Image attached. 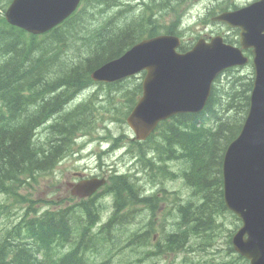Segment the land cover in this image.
Wrapping results in <instances>:
<instances>
[{
	"label": "trees",
	"instance_id": "16d2710c",
	"mask_svg": "<svg viewBox=\"0 0 264 264\" xmlns=\"http://www.w3.org/2000/svg\"><path fill=\"white\" fill-rule=\"evenodd\" d=\"M6 1L0 0V6ZM143 1L135 12L133 5L121 0H89L94 7L103 2L108 4L109 19L93 30L89 27L88 34L83 35L86 27L80 10L62 27L45 35L44 45L37 41L38 36H28L8 24L0 11V191L17 193L26 177L43 174L55 164L64 139L71 137L81 122L86 124L79 129L90 126L86 112L81 110L86 105L80 107L77 103L73 110L63 112L60 109L64 103L70 99L76 102L92 82L90 74L94 69L119 57L143 37L164 28L176 33L175 22L165 24L166 17L177 18L179 7L189 0ZM238 81L241 87L226 91V97L215 88L203 113H182L161 126L160 134L166 136L167 147H177L181 152V172L187 182L199 187L202 194V202H197L193 210L188 205L184 207L183 216H189V221L179 226L180 236L168 239L172 248L176 243L181 247L190 237L209 232L215 225V217L226 208L223 156L241 130L254 82L252 77L245 76ZM132 105L129 101L128 109ZM212 117L217 123L214 128H208L205 122ZM38 128L44 131L43 140L34 139ZM87 207H81L80 212L89 218ZM28 216L29 213L16 229L20 244L5 234L0 238V264H65L62 258L56 260L52 252L55 245L62 246L73 232L78 235L81 232L80 241L93 238L94 224L85 222L83 217L78 218L82 222L72 232V224L67 225L61 211L46 210L41 216ZM96 236L102 237L99 233ZM25 239H31V243H24ZM41 251L44 259L36 256Z\"/></svg>",
	"mask_w": 264,
	"mask_h": 264
},
{
	"label": "water",
	"instance_id": "95a60500",
	"mask_svg": "<svg viewBox=\"0 0 264 264\" xmlns=\"http://www.w3.org/2000/svg\"><path fill=\"white\" fill-rule=\"evenodd\" d=\"M79 0H15L7 16L34 32L46 31L77 7ZM242 29V45L253 47L256 77L251 109L241 134L224 160L225 200L244 221L234 237L238 251L252 264H264V0L218 17ZM180 41L160 35L145 39L96 72L97 80H114L146 69L144 96L129 123L140 138L158 121L175 113L201 110L216 76L226 67L247 61L241 49L221 37L200 40L192 51H176ZM150 124V125H148ZM247 236V237H246Z\"/></svg>",
	"mask_w": 264,
	"mask_h": 264
},
{
	"label": "rangeland",
	"instance_id": "374dc122",
	"mask_svg": "<svg viewBox=\"0 0 264 264\" xmlns=\"http://www.w3.org/2000/svg\"><path fill=\"white\" fill-rule=\"evenodd\" d=\"M124 1H133V3H138V4H142L144 1L143 0H124ZM137 1V2H136ZM215 0H206V1H197L195 3V5L193 7H191V10L189 12V14L187 15V22L191 24V33H190V36L192 35H198L199 33H202V34H206V33H209V34H212V31H215V30H220L221 32L220 33H223L224 35H230V36H235V33L233 30L229 29L227 26L223 25V24H219V23H214L211 21V18L212 16H208V10H209V7L213 6V2ZM238 5H241L242 1H247V0H234ZM95 3V2H94ZM106 3L103 2L101 4V6H104ZM185 4V3H184ZM184 4H182L180 7H183ZM99 6H95L92 8L91 12H92V15H91V12L84 18V21H85V26H86V29L83 31V35H87L88 32L87 30L89 29V26H90V22L93 20V18L96 16L94 14V12H97ZM133 11L137 12L138 9H134ZM217 12H219V9H217ZM91 15V17H90ZM96 18V17H95ZM93 26V25H91ZM189 33V32H188ZM213 35V34H212ZM250 67L248 68H245L241 71L243 72H247V73H250V70L249 69ZM249 70V71H247ZM29 80H34V79H29ZM137 81H142V76H138L136 78V82ZM93 83H89L87 86L86 89L82 90L83 92L89 90V89H92L94 87H97L96 88V91L98 92V94H101L105 87H106V84H101L99 85L98 83L94 82L92 80ZM122 83V82H121ZM120 84V83H118ZM93 90V89H92ZM87 107V106H86ZM87 110V108H86ZM125 128H128L127 125H125ZM181 161V159H180ZM181 167V163L178 162V167ZM183 166V165H182ZM47 176H42L39 178V185H38V188H37V191L35 192L34 196L35 197H39V196H43V197H46V193H47ZM35 185H37L36 182H34ZM171 188H181L184 192L186 191V189L184 188V184H183V181H182V184H176V185H172ZM2 192H0L1 194ZM4 201V197L3 196H0V202H3ZM225 223H226V226L227 227H231L232 229H236V223H238L239 221L235 220V218H232L230 214L227 215V217L224 219ZM0 227H1V224H0ZM228 231H224V233H226ZM227 239V237H225L221 242H225ZM222 248V247H221ZM131 251V250H129ZM132 252V251H131ZM126 254H130L128 251H124L123 254H119L117 255V259L120 261V262H124L125 260H133V259H136V258H139V256L142 254V252L138 253V254H133L131 255V257H129L128 255ZM163 263L166 264L167 262H165L163 260Z\"/></svg>",
	"mask_w": 264,
	"mask_h": 264
},
{
	"label": "bare ground",
	"instance_id": "6f19581e",
	"mask_svg": "<svg viewBox=\"0 0 264 264\" xmlns=\"http://www.w3.org/2000/svg\"><path fill=\"white\" fill-rule=\"evenodd\" d=\"M57 24H58V23H56L55 25L57 26ZM55 25H54V26H55ZM54 26L51 27L49 30L53 31V30L55 29ZM56 28H57V27H56ZM125 52H126V51H125ZM125 52H124V53H125ZM124 53H123V54H124ZM120 56H121V55H120ZM120 56H119V57H116V58H114V59H111V60H109V61H107V62H105V63L102 64L100 67L94 69V70L91 72V74H93L94 72H96L97 70H99L100 68H102L103 66H105L106 64H108V63H110V62H112V61H114V60H117L118 58H120ZM130 75H131V74H130ZM130 75H127V76H124V77H121V78H117V79H114V80H110V81H113V82H115V83H121V82H123V81H124L128 76H130ZM94 82L98 83L96 80H94ZM90 83H93V82H90ZM103 84H106V82H103ZM87 86H89V85H87ZM87 86H86L84 89H86ZM84 89H83V90H84ZM86 108H87V107L85 106V109H81V110L86 112ZM148 125H150V124H148ZM66 137H67V136H66ZM52 138H53V137H52ZM63 138H65V137H63ZM63 142H64V143H63V147L61 148V150L66 149L70 144L73 143L72 136L69 137V138H67L66 140L64 139ZM48 147H49V149L51 148V146H48ZM0 192H3V191H0ZM80 216L83 217L84 215L80 213Z\"/></svg>",
	"mask_w": 264,
	"mask_h": 264
}]
</instances>
